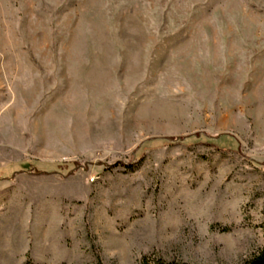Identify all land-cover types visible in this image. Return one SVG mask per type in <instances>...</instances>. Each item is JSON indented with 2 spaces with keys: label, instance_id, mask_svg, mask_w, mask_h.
Returning <instances> with one entry per match:
<instances>
[{
  "label": "rangeland",
  "instance_id": "rangeland-1",
  "mask_svg": "<svg viewBox=\"0 0 264 264\" xmlns=\"http://www.w3.org/2000/svg\"><path fill=\"white\" fill-rule=\"evenodd\" d=\"M263 245L264 0H0V264Z\"/></svg>",
  "mask_w": 264,
  "mask_h": 264
},
{
  "label": "trees",
  "instance_id": "trees-1",
  "mask_svg": "<svg viewBox=\"0 0 264 264\" xmlns=\"http://www.w3.org/2000/svg\"><path fill=\"white\" fill-rule=\"evenodd\" d=\"M41 165V166H40ZM34 164V165H28V167L25 168V170H22V172L32 171L33 173H47V166L44 164ZM49 166V165H48ZM28 173V172H27ZM99 264H102L101 262ZM142 264H190L186 262H181L177 260H171L166 261L163 259H157V258H150V257H144L142 260ZM240 264H264V245L263 247L258 250L257 252L250 255L247 259L243 260Z\"/></svg>",
  "mask_w": 264,
  "mask_h": 264
}]
</instances>
